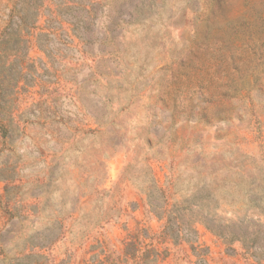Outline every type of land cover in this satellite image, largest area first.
Masks as SVG:
<instances>
[{
	"label": "rangeland",
	"instance_id": "obj_1",
	"mask_svg": "<svg viewBox=\"0 0 264 264\" xmlns=\"http://www.w3.org/2000/svg\"><path fill=\"white\" fill-rule=\"evenodd\" d=\"M0 84V264H264V0H0Z\"/></svg>",
	"mask_w": 264,
	"mask_h": 264
},
{
	"label": "trees",
	"instance_id": "obj_2",
	"mask_svg": "<svg viewBox=\"0 0 264 264\" xmlns=\"http://www.w3.org/2000/svg\"><path fill=\"white\" fill-rule=\"evenodd\" d=\"M2 91H3V87L0 84V94L2 93ZM1 108H2V104L0 102V110H1ZM0 129H1L2 135L4 137L7 136L8 130H7V128L4 125L3 118L1 116V111H0ZM162 207L164 209V213L166 214L167 213V209L165 208V206H162ZM169 217H170V214H169ZM159 218L163 219L164 216H159ZM172 225H176V224H173L172 220H170V219L167 220L166 224L164 225V231H165V233H167L170 230V228H171V234H170L171 237L173 239H178L180 237V231L178 230V228H175V227L172 228Z\"/></svg>",
	"mask_w": 264,
	"mask_h": 264
}]
</instances>
